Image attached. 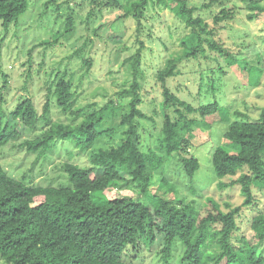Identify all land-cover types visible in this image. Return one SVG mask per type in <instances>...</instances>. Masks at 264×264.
<instances>
[{
    "label": "trees",
    "instance_id": "trees-1",
    "mask_svg": "<svg viewBox=\"0 0 264 264\" xmlns=\"http://www.w3.org/2000/svg\"><path fill=\"white\" fill-rule=\"evenodd\" d=\"M244 1L249 11L247 19L253 20L264 13V0ZM149 4L161 6L183 19L197 38L192 47L184 48L182 57L166 60L165 66L157 71L156 80L162 89L158 112L162 124L156 149H141L140 120L147 116L139 108L144 80L139 51L126 60L132 83L117 93L118 98L126 99L124 104L110 99L90 112L74 109L75 93L66 70L62 74L50 71L54 78L47 84L40 113L29 97L21 98L13 109L7 110L4 86L0 85V148L10 144L28 153H42L52 141L66 140L75 149L87 150L100 137H113L117 129L124 127L117 145L90 154L88 167L65 164L69 186L28 185L11 177L0 162V260L4 264H134L122 259L124 250L138 244L151 249L156 242V254L164 264L169 263L178 246L179 260L184 264H264L262 214L254 215L250 224L257 242L251 244L241 236L236 245L233 239L239 230L236 219L240 206L224 211L210 197L201 210L196 209L193 201L176 202L168 198L169 194L175 196L176 185L164 177L153 193L148 190L154 173L176 155L190 179V190L194 191L192 180L199 162L191 153L192 127L209 128L219 120L228 122V126L221 144L213 149L212 166L217 178H236L229 183L218 181L217 186L239 185L243 207L253 205L256 191L264 189V107L256 120H249L240 112H234L237 119L230 120V111L218 103L193 106L166 86L167 78L176 75L180 59L196 56L206 49L219 54L228 64L235 63L238 56L212 38L214 31L207 29L203 14L210 13L212 22L221 24L235 18L236 6L230 0H126L123 4L118 0L106 1L111 7L119 6L121 13L116 21L133 18L137 30ZM28 7V0H0L3 35L12 24L17 25ZM92 13L90 8L87 18ZM100 21L93 27L97 38L113 42L121 39H111ZM71 22L69 15L59 36L71 29ZM56 42L57 35L41 45ZM84 63L88 68L92 60ZM242 67L239 68L245 69ZM247 71L248 84L258 86L262 69L251 66ZM1 77L6 81L5 74ZM52 103L61 114L73 116L72 121L53 119ZM31 133L32 138L24 139ZM110 186L134 188L141 197L138 200L107 198L103 192ZM96 193L100 194L98 199H94ZM37 198H41L39 203H35Z\"/></svg>",
    "mask_w": 264,
    "mask_h": 264
},
{
    "label": "rangeland",
    "instance_id": "rangeland-1",
    "mask_svg": "<svg viewBox=\"0 0 264 264\" xmlns=\"http://www.w3.org/2000/svg\"><path fill=\"white\" fill-rule=\"evenodd\" d=\"M106 1L28 0L29 7L19 17L17 25L12 24L6 35L0 29V85L4 86L5 108L11 110L21 98L29 97L40 113L47 84L54 78L50 74L51 70L58 71V74L66 70L67 77H71L75 93L74 109L81 108L84 113L90 112L110 99L124 104L126 99L118 98L117 93L132 83L126 60L139 51V64L144 78L139 108L147 116L140 120L141 149H156L160 144L162 124L158 114L162 89L156 80L157 71L165 66L166 60L182 57L184 48L192 47L197 38L183 19L175 17L161 6L149 4L137 30L133 18L116 21L121 10L119 6L106 5ZM118 3H126V0H118ZM230 3L236 6L237 12L235 18L228 22L214 24L210 13L206 12L203 16L207 29L214 31L212 38L229 53L238 56L235 63L228 64L219 54L206 49L196 56L180 59L176 64V75L167 78L166 86L187 103L191 98L193 102L189 104L193 106L218 103L230 111V120L237 119L234 112L245 114L249 120H256L264 107V13L249 20L246 1L230 0ZM90 8L93 13L87 18ZM69 15L71 29L59 36L63 31V21ZM99 20L105 24L111 39H121L113 42L97 38L93 27ZM55 35V44L41 45V42L52 41ZM88 59L92 60V65L87 68L84 61ZM251 66L262 69L258 86L248 84L247 69ZM1 74H5L6 81ZM50 115L53 119H65L68 122L73 117L69 113L61 114L53 103ZM227 126L228 122L219 120L209 128L192 127L194 138L191 153L199 162L192 180L194 191L190 190V179L184 174L176 155L169 157L162 168L154 173L148 190L150 194L153 193L161 177H164L176 185L175 196L168 195V198L176 202L193 201L196 209L201 210L206 204V198L210 197L224 211L240 206L236 219L239 230L233 242L238 245L243 236L255 244L257 238L250 224L254 215L264 216V189L256 191L253 205L243 207L239 185L231 184L223 188L217 186L218 181L229 183L236 176L219 179L212 166L213 149L221 144ZM123 130L124 127L117 129L110 138L106 135L100 137L87 150L75 149L66 140L52 141L50 147L42 153H28L8 144L0 148V162L11 177L28 185L69 186L65 164L72 162L88 167L90 154L117 145ZM32 137V133L26 134L24 139ZM103 195L110 199L124 197L138 200L141 197L136 189L126 186H110ZM99 196L96 193L94 199ZM39 201L41 198L35 199V203ZM157 243L151 249L139 244L136 248L128 246L122 259L134 264H164L156 254ZM262 252L264 254V249ZM180 256L181 248L178 246L168 264H184L179 260ZM0 264L4 263L0 260Z\"/></svg>",
    "mask_w": 264,
    "mask_h": 264
},
{
    "label": "clouds",
    "instance_id": "clouds-1",
    "mask_svg": "<svg viewBox=\"0 0 264 264\" xmlns=\"http://www.w3.org/2000/svg\"><path fill=\"white\" fill-rule=\"evenodd\" d=\"M262 35H264V33H262ZM182 98H184V97H182ZM192 102H193L192 99L189 98V99H188V103H192Z\"/></svg>",
    "mask_w": 264,
    "mask_h": 264
}]
</instances>
